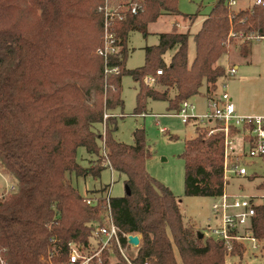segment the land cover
<instances>
[{"label":"trees","instance_id":"trees-1","mask_svg":"<svg viewBox=\"0 0 264 264\" xmlns=\"http://www.w3.org/2000/svg\"><path fill=\"white\" fill-rule=\"evenodd\" d=\"M100 4L102 0H0V171L17 188L0 198L5 259L8 264H42L40 255L56 239L62 261L68 242L85 243L100 210L85 204L71 178H100L109 167L125 177L124 195L110 196L114 223L121 233L141 236L133 264H226L227 258H242L241 246L227 254L220 243L185 225L179 200L146 171L150 150L144 130L132 133V145L117 142L112 137L115 117L104 120L103 115L123 107L119 87L124 75L138 83L134 115L144 113L147 100L165 101L177 113L202 88L206 96L214 93L225 79L220 61L227 43L242 41L240 57L250 55L251 43L228 38L229 33L264 36V4L233 11L225 0H217L196 33L173 29L157 34V45L143 49V65L129 71L128 35L146 37L149 24L179 14L176 0H141L135 14L123 12L113 24L119 50L109 65L117 67L116 75H105L96 55L102 35V16L96 12ZM196 17L185 19L192 24ZM190 37L195 45L191 62ZM158 70L155 85L162 91L143 84ZM195 128L180 155L184 196L215 198L223 187V134L208 136L204 128ZM79 148L95 158L86 167L77 162ZM253 231L264 241V204L256 209ZM118 258V264H127Z\"/></svg>","mask_w":264,"mask_h":264},{"label":"rangeland","instance_id":"rangeland-1","mask_svg":"<svg viewBox=\"0 0 264 264\" xmlns=\"http://www.w3.org/2000/svg\"><path fill=\"white\" fill-rule=\"evenodd\" d=\"M110 7L118 12H126L130 6L138 5L141 0H109ZM217 0H176L178 15H163L155 23L147 26L148 35L144 37L139 32L129 34L127 43L128 57L125 63L126 70H134L144 63V48L155 46L158 43L157 34L170 33L173 29L176 32L196 33L202 21L210 14ZM236 5L230 10L248 9L254 4V0H235ZM196 15V19L191 24L186 17ZM102 36V35H101ZM242 41L234 39L226 45V51L220 63L227 67V64L237 66V74L233 77L220 80L214 93H218L226 86V90L231 98L238 115L264 117V41H249L251 43L250 55L247 58L240 57L239 46ZM101 43V38L99 45ZM98 45V46H99ZM98 48V47H97ZM119 50V49H118ZM195 55V45L192 38L188 43V58L193 59ZM169 55L165 57L168 62ZM143 84L147 85L144 80ZM149 86V85H148ZM159 91L163 88L159 85L150 86ZM115 91V86L108 88ZM120 96L123 101L122 108L112 111L116 119V130L112 133L115 141L132 145V133L136 129H143L146 143L150 150V156L146 160L145 168L147 173L167 187L171 193L179 200L180 211L183 215L184 223L193 229L194 233L206 234V226L212 221L211 205L213 198L208 197H186L184 196V162L180 155L184 151L187 140L195 137L196 128L192 123L182 124L180 118L176 116V111H169L165 101L147 100L145 111L141 116L133 114L136 106V94L138 83L130 76L124 75L120 82ZM204 93V88L200 90ZM212 93V94H214ZM195 106V114H203L206 110L205 99L201 95L188 100ZM114 112V113H113ZM218 127V125L208 126L206 129ZM205 129V130H206ZM164 130L165 132H161ZM204 130V129H203ZM97 131L104 132L103 126H98ZM240 137L236 138V148H240ZM95 158L86 155L83 148L77 150V162L83 166H88V161ZM247 171L250 177L236 178L230 181L228 191L250 196L257 204H264V162L249 160ZM9 178L0 171V196L7 190L6 181ZM125 177L117 172L105 168L101 172L100 178H71L72 186L80 196L99 193L104 186H110L112 198L122 197L125 193ZM141 238V236L139 235ZM260 248L254 252L245 253L242 258H227L226 264H264V241L259 243Z\"/></svg>","mask_w":264,"mask_h":264},{"label":"built area","instance_id":"built-area-1","mask_svg":"<svg viewBox=\"0 0 264 264\" xmlns=\"http://www.w3.org/2000/svg\"><path fill=\"white\" fill-rule=\"evenodd\" d=\"M229 8L236 5L235 0H225ZM254 4H264V0H254ZM139 5L128 8V12L135 14ZM96 12L102 16L101 43L96 49V55L103 61L104 74H118L117 67L109 65V60L118 52L119 40L112 32L113 24L122 20V13L110 7L109 0H102ZM238 37L246 41H264V36L256 34L237 35L229 33L228 38ZM237 74V66L227 64L225 67V78ZM161 75V70L156 71L155 76L144 78V82L153 86L156 77ZM182 124L192 123L206 129L211 125H218L207 130V135L215 132L223 134V163H222V193L213 198L211 205L212 221L206 226V234L202 235L220 243L227 254H231L236 246H241L244 254L256 252L260 241L253 231V220L259 204L253 197L239 193H230L228 188L231 180L236 178H248L247 162L256 160L264 162V117H253L238 115L226 86L218 93L206 97V110L203 114H195V106L188 100L182 102L178 112ZM113 115L104 113L103 119ZM231 129L237 130L236 134ZM161 132H165L161 130ZM240 137V148H236V138ZM102 150L105 152L104 144ZM112 174L113 171L108 169ZM6 181V180H5ZM7 183V181H6ZM7 190L0 198L15 193L17 188L11 182L6 184ZM110 186L101 194H88L83 196V201L88 207H98L100 210L99 219L91 223L90 235L85 243L70 241L65 247V259L62 257L61 248L56 239L49 241V246L40 255L42 264H118V256L127 264H133L132 258L141 243L139 235L121 233L115 225L110 208ZM129 236L139 238L138 245H131ZM0 264H8L3 252L0 250ZM144 264H151L149 261Z\"/></svg>","mask_w":264,"mask_h":264},{"label":"crops","instance_id":"crops-1","mask_svg":"<svg viewBox=\"0 0 264 264\" xmlns=\"http://www.w3.org/2000/svg\"><path fill=\"white\" fill-rule=\"evenodd\" d=\"M250 7H251V6H250ZM250 7H249V8H250ZM238 10H242V9H237V11H238ZM190 38H191V37H190ZM128 41H129V35H128ZM128 41H127V43H128ZM169 56H170V55H169ZM193 58H194V57H193ZM188 60H189V58H188ZM192 60H193V59L189 60V62H191ZM204 92H205V89H204ZM171 95H172V94H171ZM199 95H201V97L203 96V98L205 99L204 106L206 107V97H207V96L205 95V93L202 94L201 92H200ZM199 95H197V96H199ZM197 96H195V97H197ZM110 113H112V111H111ZM113 113H114V112H113ZM142 115L144 116L145 114H142ZM241 115L246 116V115H244V114H241ZM135 116H139V115H135ZM140 116H141V115H140Z\"/></svg>","mask_w":264,"mask_h":264},{"label":"water","instance_id":"water-1","mask_svg":"<svg viewBox=\"0 0 264 264\" xmlns=\"http://www.w3.org/2000/svg\"><path fill=\"white\" fill-rule=\"evenodd\" d=\"M203 236V235H202ZM128 241L131 245H138L139 238L137 236H129Z\"/></svg>","mask_w":264,"mask_h":264}]
</instances>
